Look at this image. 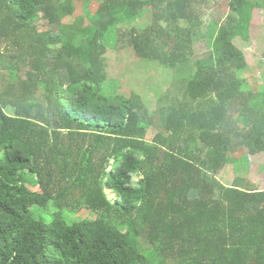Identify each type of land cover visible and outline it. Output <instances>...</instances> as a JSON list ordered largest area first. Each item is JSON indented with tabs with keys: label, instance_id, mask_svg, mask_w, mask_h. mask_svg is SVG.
I'll list each match as a JSON object with an SVG mask.
<instances>
[{
	"label": "trees",
	"instance_id": "16d2710c",
	"mask_svg": "<svg viewBox=\"0 0 264 264\" xmlns=\"http://www.w3.org/2000/svg\"><path fill=\"white\" fill-rule=\"evenodd\" d=\"M209 1L0 0V264H264V191L220 179L264 154L235 45L264 0H216L221 25ZM110 47L172 70V89L103 94Z\"/></svg>",
	"mask_w": 264,
	"mask_h": 264
},
{
	"label": "rangeland",
	"instance_id": "374dc122",
	"mask_svg": "<svg viewBox=\"0 0 264 264\" xmlns=\"http://www.w3.org/2000/svg\"><path fill=\"white\" fill-rule=\"evenodd\" d=\"M89 3V1L86 3L75 2L74 13L64 20L66 26H72V24L73 26H84L89 11H91V4L89 5ZM215 3L216 0H210L207 8L205 7L204 21L206 25L209 22H216L221 25L226 19L224 16L227 15V12L220 11ZM151 17L152 14L147 13L142 19H138L137 23L147 24L151 22ZM68 29L66 28L67 32L70 31ZM250 33L248 42L240 38L235 41L236 47L244 53L247 61V69L241 73V76L255 92L264 93V10H254ZM195 44V57L198 58L206 53L207 41L197 38ZM105 57L107 59L108 74L107 85L103 89L105 95L126 93L132 90L142 96L146 104L148 103L147 105L156 104L159 97L172 89V80H176L172 70L165 69L157 62H142L136 57L132 48L116 51V49L110 47ZM189 69L193 71L192 63L188 66ZM178 78L183 79L182 76ZM8 113L10 115L14 114L12 109H8ZM155 133L154 128L149 130V141L153 139ZM238 178L246 179L264 191V154L250 157L248 166H229L220 179L225 185L233 186ZM29 188L37 190V187L29 186ZM51 213L53 211H50L44 218L49 221L52 218ZM93 216L90 212L84 215L87 218Z\"/></svg>",
	"mask_w": 264,
	"mask_h": 264
}]
</instances>
